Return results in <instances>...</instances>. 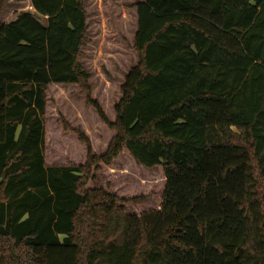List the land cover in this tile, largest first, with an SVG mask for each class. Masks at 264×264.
<instances>
[{
    "label": "trees",
    "instance_id": "trees-1",
    "mask_svg": "<svg viewBox=\"0 0 264 264\" xmlns=\"http://www.w3.org/2000/svg\"><path fill=\"white\" fill-rule=\"evenodd\" d=\"M28 1L0 20V264H264V0L137 3L113 122L80 63L83 0ZM50 85L80 89L114 134L103 154L63 125L85 162L45 165ZM122 151L161 168L159 210L88 187Z\"/></svg>",
    "mask_w": 264,
    "mask_h": 264
},
{
    "label": "rangeland",
    "instance_id": "rangeland-1",
    "mask_svg": "<svg viewBox=\"0 0 264 264\" xmlns=\"http://www.w3.org/2000/svg\"><path fill=\"white\" fill-rule=\"evenodd\" d=\"M144 0H83L86 35L80 63L89 75L91 101L98 104L113 122L124 76L136 64L131 49L136 31L137 3ZM2 22H10L21 12L33 11L28 0H0ZM43 23V20L40 19ZM44 161L46 166L80 165L85 162V148L77 141L80 131L89 141L92 153H104L114 135L85 101L77 86L50 85L47 92ZM95 181L88 187H102L123 200L140 199L127 204V214L140 216L159 210L164 187L161 168L147 171L138 166L126 151L113 166H99Z\"/></svg>",
    "mask_w": 264,
    "mask_h": 264
},
{
    "label": "crops",
    "instance_id": "crops-1",
    "mask_svg": "<svg viewBox=\"0 0 264 264\" xmlns=\"http://www.w3.org/2000/svg\"><path fill=\"white\" fill-rule=\"evenodd\" d=\"M15 19V18H14ZM13 21V20H12ZM11 22V21H10ZM5 23V22H4ZM6 23H9V22H6Z\"/></svg>",
    "mask_w": 264,
    "mask_h": 264
}]
</instances>
